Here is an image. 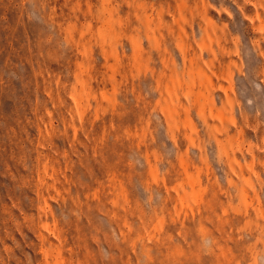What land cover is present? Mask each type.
I'll return each instance as SVG.
<instances>
[{
    "label": "rangeland",
    "instance_id": "374dc122",
    "mask_svg": "<svg viewBox=\"0 0 264 264\" xmlns=\"http://www.w3.org/2000/svg\"><path fill=\"white\" fill-rule=\"evenodd\" d=\"M0 264H264V0H0Z\"/></svg>",
    "mask_w": 264,
    "mask_h": 264
}]
</instances>
